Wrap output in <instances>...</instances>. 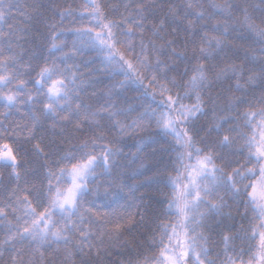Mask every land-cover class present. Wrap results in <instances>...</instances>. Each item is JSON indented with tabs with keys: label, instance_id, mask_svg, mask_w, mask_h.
<instances>
[{
	"label": "snow or ice",
	"instance_id": "1",
	"mask_svg": "<svg viewBox=\"0 0 264 264\" xmlns=\"http://www.w3.org/2000/svg\"><path fill=\"white\" fill-rule=\"evenodd\" d=\"M0 169V264H264V0H0Z\"/></svg>",
	"mask_w": 264,
	"mask_h": 264
},
{
	"label": "trees",
	"instance_id": "2",
	"mask_svg": "<svg viewBox=\"0 0 264 264\" xmlns=\"http://www.w3.org/2000/svg\"><path fill=\"white\" fill-rule=\"evenodd\" d=\"M94 67H97V68H103V65L99 63V61H97L96 65ZM95 78H98L100 80H102L103 82L101 84H99L97 86V89H104L107 87V85L110 83V81L108 80V78L102 74V73H95ZM118 79H123V77H118ZM92 89H90L91 91ZM138 94L133 91V90H129L127 92V96L129 98L128 102L129 103H136V100H135V97L137 96ZM141 135L143 136H153L157 143L155 144H150L148 145V147L145 149V160L146 162L148 163H151V156L149 155L151 152H152V149L155 148L157 149V156L160 155V152H159V149L161 147H165L166 146V141L164 140L163 137H161L160 135L157 134V130L153 127L149 132H146V133H142ZM135 141H129V144H134ZM46 151L48 150L47 148L45 149ZM129 149L128 148H125V151L127 152ZM132 151H135V148H132L131 149ZM42 162V158H39V157H36L34 159V162H33V167H39L40 163ZM10 171V169H0V172H3L4 173V182L7 184L9 182V178L7 176V173ZM150 174V173H149ZM141 191H144V189H141ZM2 234V233H0Z\"/></svg>",
	"mask_w": 264,
	"mask_h": 264
}]
</instances>
